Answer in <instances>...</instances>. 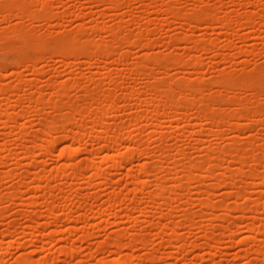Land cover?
<instances>
[{
  "label": "rangeland",
  "instance_id": "374dc122",
  "mask_svg": "<svg viewBox=\"0 0 264 264\" xmlns=\"http://www.w3.org/2000/svg\"><path fill=\"white\" fill-rule=\"evenodd\" d=\"M25 1L35 14L41 3L51 10L0 12L5 42L14 28L47 42L40 54L17 38L9 45L20 50L0 46V264H123L117 254L136 264H264V0ZM169 6L213 18L189 25ZM80 31L73 41L102 45L99 56L59 53ZM103 126L101 139L118 130L121 152L140 160L108 169L121 155L97 154ZM145 168L148 193L134 199L129 174ZM120 235L126 247L115 245Z\"/></svg>",
  "mask_w": 264,
  "mask_h": 264
},
{
  "label": "bare ground",
  "instance_id": "6f19581e",
  "mask_svg": "<svg viewBox=\"0 0 264 264\" xmlns=\"http://www.w3.org/2000/svg\"><path fill=\"white\" fill-rule=\"evenodd\" d=\"M91 1H99V0H91ZM100 2H104V3H108V4H111V6L110 7H113V9H114V7H115V9H118L120 6V4H118V1L117 0H100ZM151 2H154V3H156L155 2V0H153V1H151ZM41 3V2H40ZM42 4V6H41V9H40V15L39 14H35V13H33V12H31V11H29L28 10V7H29V4L25 1V0H8V1H5V3L4 4H2V5H0V12L1 13H3V14H5L6 16H11V15H13V14H17V15H20V16H25V17H30V15H34V17L35 18H38L39 19V17L41 16V17H45V15H44V13H46V14H49L48 13V11H49V9H50V6L49 5H47V4H44V3H41ZM49 4V3H48ZM119 6V7H118ZM116 7H118V8H116ZM49 8V9H48ZM201 8V7H200ZM46 9H48L47 10V12L46 11H44V10H46ZM168 9V11L170 12V14L172 15V17H179V18H184L183 20H186L187 21V24H189V25H192V24H196V23H198V22H200V21H202V19H205V20H207L208 18H213V16H207L206 14H205V12L207 13V10H205L203 7L201 8V9H203V11H201V9L200 10H197V12H195V16H193V18H190L188 15H190V16H192V13L191 14H188V15H185L184 13H178V12H175L176 10L175 9H173L172 7H170L169 6V8H167ZM198 9V8H197ZM51 10V9H50ZM175 10V11H174ZM205 10V11H204ZM214 10V9H213ZM212 10V11H213ZM18 11V12H17ZM41 11H43V12H41ZM199 11V12H198ZM183 12H185V11H183ZM188 12V11H187ZM209 12V11H208ZM50 13H51V11H50ZM214 13V12H213ZM212 13V14H213ZM52 14V13H51ZM43 15V16H42ZM215 16V15H214ZM208 17V18H207ZM46 18H50V17H48L47 15H46ZM216 18H218V17H216ZM252 18V17H251ZM250 17L248 18L247 17V19H244V20H248V22L246 21L245 23L246 24H253L252 22V19H251ZM215 19V18H214ZM216 20V19H215ZM231 20V19H230ZM243 20V21H244ZM185 21V22H186ZM239 21V20H238ZM203 23V22H202ZM210 23V22H209ZM222 23V22H221ZM224 23V22H223ZM232 23L229 21V20H226L225 21V23H224V25L223 26H230ZM207 25H208V23H207ZM195 26V25H194ZM199 26V25H198ZM192 27V26H191ZM148 29V28H147ZM142 31V30H141ZM81 32V33H80ZM80 32H76V34H75V36H74V34L73 35H71L70 34V36L68 35V39H67V41L63 38L62 39V41L60 42L59 41V43H58V45L57 46H59L61 49H58V51H59V53H61V54H63V55H66V57L68 56H70V57H77V56H79L78 55V52L79 51H82V53L81 52H79V53H81V54H83V51H84V54H86V55H88V56H91V55H93V56H91L92 58L95 56V53H96V56L98 55L99 56V51H100V49L102 50V48L101 47H99V46H102V45H99V44H96L95 46H94V44H93V46H94V48H95V50H93V49H91L93 46H91V48H89V47H87V45H84L83 44V42H82V44H78V43H80V42H78L77 44L75 43V42H77L79 39H80V37H79V39H78V37L77 36H80V35H82L83 34V32L82 31H80ZM149 32V31H148ZM2 33L3 32H0V40L1 41H4V37L3 36H1L2 35ZM31 33L32 32H30L29 30H26V29H23V28H14V29H12V30H10V31H8L6 34H7V41L8 42H2V43H0V46H1V48H3V49H5V48H7L8 46H13V44L15 43V42H11V43H13V44H11L10 43V45H9V42H10V39H18V41H20L22 44H24L25 46H26V44L28 43V46L29 47H31V48H33V50L35 49V51L38 53V54H40V53H42L41 51V49H44V48H42V47H44V43L46 44L47 42H44L45 40H41V41H39L40 39V37L38 38L37 36H35V35H31ZM80 33V34H79ZM116 33H118L119 34V32H118V30H117V32ZM144 33H146V32H144ZM144 33L143 34H141L140 33V37L141 38H147V37H149V36H147V37H145V35H148V34H150V32L149 33H147V34H145L144 35ZM33 34V33H32ZM144 36V37H142V36ZM72 36H74V38H76V40L75 39H73V37ZM117 36H119V35H117ZM36 37L39 39V40H37L36 39ZM69 37H71V38H69ZM133 37V36H132ZM138 37V36H137ZM34 38H35V40H34ZM67 38V37H66ZM128 38V37H127ZM139 38V37H138ZM20 39V40H19ZM44 39V38H43ZM130 38H128L127 40H129ZM31 40H34V41H32L33 42V45L32 46H30L29 44L30 43H32L31 42ZM37 40V41H36ZM48 40H52L53 42H55L54 41V39L53 38H49ZM47 40V41H48ZM64 40L66 41V44L64 45ZM75 42H74V41ZM132 40H133V38H132ZM140 40V39H139ZM145 40V39H144ZM147 40V39H146ZM68 41H71L72 42V48H70V47H65L64 48V46H67V44H68ZM30 42V43H29ZM63 42V45L62 44H60V43H62ZM86 42V41H85ZM134 42V41H133ZM194 42V41H193ZM197 42V40L195 41V44H196V46H197V44H199V41H198V43H196ZM21 43H19V44H21ZM75 43V44H74ZM93 43V42H92ZM135 43V42H134ZM17 44H18V42H17ZM20 45L21 47H24V48H29L28 46H23V45ZM55 44V43H54ZM57 44V43H56ZM71 44V43H70ZM90 44H91V42H90ZM193 44V43H192ZM74 45V46H73ZM82 45H84V46H82ZM99 45V46H98ZM18 47V45H14L13 46V48L14 47H17V49L18 50H20V48L21 47ZM56 46V45H55ZM81 46V47H80ZM88 48V49H86V47ZM59 47H56V48H59ZM85 47V48H84ZM100 49H99V48ZM9 48V47H8ZM7 48V49H8ZM55 48V49H56ZM195 48V47H194ZM22 49V48H21ZM85 49V50H84ZM90 49V51L92 50L93 52H90V53H88L89 50ZM98 49V50H97ZM107 51H109V50H111L109 47H107ZM57 50V49H56ZM96 51V52H95ZM94 53V54H93ZM101 53V52H100ZM111 53L112 52H110L109 51V53H107V54H110L111 55ZM36 54V53H35ZM1 55V54H0ZM110 55H108V56H110ZM95 56V57H96ZM36 57L38 58V55H36ZM194 64H195V66L197 67L198 65H199V63L198 62H194ZM142 66H144V65H142ZM5 69V66L2 64H0V71H2V70H4ZM230 79V78H229ZM228 79V80H229ZM255 79V78H254ZM247 80V82H248V80H249V76H248V79H246ZM251 80V79H250ZM254 81V80H253ZM258 81V80H257ZM183 84H185L184 82H182ZM203 84H205V83H203ZM156 88H159L158 86H156ZM170 91V90H169ZM166 104L167 105H170V106H172V107H178V105H180V102H179V100H174V99H168L167 101H166ZM160 106H158V107H155V109H154V111L152 112V115H151V117L152 118H155V119H157L158 118V114H159V108ZM12 115V114H11ZM11 115L9 114V118H10V120H12L11 118ZM208 115V113L207 112H204L203 113V116L204 117H206ZM176 117H178V113H175V115H174V118H176ZM222 120H224V118L222 117V116H214L213 117V119L211 120L212 122H213V124L215 123L216 125H218V124H221L220 122L222 121ZM226 122V121H225ZM227 123H229V122H227ZM231 123V122H230ZM229 123V124H230ZM214 124V125H215ZM132 128L135 126V124H134V122H132ZM51 131H50V135H51V137H53V135H54V133H56V127H57V124L54 122H52V125H51ZM105 128H106V126H103V127H101L100 129H97V131H96V137L98 136V138L99 139H97V140H99L98 142L99 143H102V145H99V147L97 148V154H100L101 152H105V151H107V152H109V154H107V156H106V161H108V162H114L115 161V154L112 152L111 154H110V152H111V150H117L118 152H120V155H121V159H120V161L117 163V165L116 166H109V167H107L108 169L109 168H112V169H116V170H118V171H123L124 169H126L127 168V166L129 165V164H132V163H134V161L136 160V159H138V160H140V157L138 156V153H136V151H135V149H133V148H131V149H129V148H127L126 150L127 151H125V152H121V148L125 145V140L123 139V137H121L120 135V132L118 131V130H116L115 131V133L112 135V136H109V137H107L106 139H101L100 137V133H101V131L102 130H105ZM95 136V135H94ZM86 138H90V135L89 134H86V135H84V137L80 140L81 142H84L85 140H86ZM52 142V141H51ZM73 146L71 145V144H66L64 147H63V150L64 151H66V150H71V148H72ZM126 147V146H125ZM109 149H111V150H109ZM106 153V152H105ZM69 157L71 158V160L72 161H75L76 160V157H75V153L74 154H69ZM94 165H92V169L93 170H95L94 169ZM232 174H231V176L229 177L230 178V181H231V183L229 182V184H233L234 182V173H235V171H232L231 172ZM59 174V175H58ZM62 173H61V171H57V176H60ZM147 174H148V170L145 168V169H134L129 175H130V177L134 180V181H136V183H138V184H136V183H134L135 185H134V187L131 189V191H133L132 192V194H133V198H134V195L136 196V192H141V194H146V193H148V187L149 186H146L145 185V183H144V181H145V179H142L141 181H139V177H143V178H145V176H147ZM100 179L103 181V182H105L106 180H107V177H106V173H103V174H101V176H100ZM218 181V180H217ZM221 182H223V180H219L218 181V183H221ZM233 182V183H232ZM138 185V188H136L135 186H137ZM157 187L159 186L161 189H157V190H159V192L162 190V187L159 185V184H157L156 185ZM155 186V187H156ZM156 187V188H157ZM158 187V188H159ZM165 190V189H164ZM164 190H162V192L161 193H163V194H165V192H163ZM161 193H159L160 194V196H162V194ZM135 199V198H134ZM54 205H51L48 209H47V211H48V213L49 214H53V212H54ZM150 207V205L148 204V205H146V206H144L143 208H142V210L141 211H144V210H146V209H148ZM69 208H70V206H69V204H65L64 206H63V213H65V212H67L68 210H69ZM127 208H128V206H127ZM129 209H130V207L127 209L128 211H129ZM231 209V208H230ZM228 212H229V210H228ZM245 212H247L248 213V211H245ZM79 220V218H75L74 219V221H78ZM52 231H50L49 233L50 234H52L51 233ZM37 233H39V232H37ZM29 235H34L35 234V232H33V231H30L29 233H28ZM123 235V234H122ZM119 237V236H118ZM117 237V239L115 240L116 242H115V245L117 246V247H119V248H123V247H126L127 246V242L125 241V237H126V235H124V237L123 236H121L120 235V237L118 238ZM138 239H140V238H136V241H138ZM180 238H177V240H179ZM127 240V239H126ZM180 240H182V239H180ZM133 241V243H134V241H135V239L134 240H132ZM135 241V243L137 244V242ZM140 242L142 241V239H140L139 240ZM130 243V242H129ZM139 243V242H138ZM47 247L45 248L46 250H48L50 247V244H52V242L51 241H48L47 243ZM113 244H114V241H113ZM12 245V242L10 243V246ZM195 247V246H194ZM113 262H115V263H123V264H136L135 262H126V261H124L123 260V258L121 257V255H115V257H113ZM24 264H31V261L29 260V259H27V260H25L24 261ZM195 264H198V263H195ZM201 264V263H200ZM219 264V263H218Z\"/></svg>",
  "mask_w": 264,
  "mask_h": 264
}]
</instances>
